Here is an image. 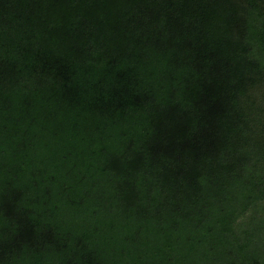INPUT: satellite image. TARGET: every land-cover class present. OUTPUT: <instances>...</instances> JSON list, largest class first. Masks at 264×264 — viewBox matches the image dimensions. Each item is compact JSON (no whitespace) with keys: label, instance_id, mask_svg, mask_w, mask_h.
<instances>
[{"label":"trees","instance_id":"1","mask_svg":"<svg viewBox=\"0 0 264 264\" xmlns=\"http://www.w3.org/2000/svg\"><path fill=\"white\" fill-rule=\"evenodd\" d=\"M0 264H264V0H0Z\"/></svg>","mask_w":264,"mask_h":264}]
</instances>
